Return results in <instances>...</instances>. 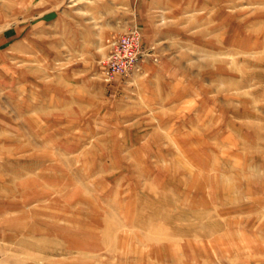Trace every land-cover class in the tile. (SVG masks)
<instances>
[{"label": "rangeland", "instance_id": "1", "mask_svg": "<svg viewBox=\"0 0 264 264\" xmlns=\"http://www.w3.org/2000/svg\"><path fill=\"white\" fill-rule=\"evenodd\" d=\"M85 1L0 0V264H264V0H132L111 80Z\"/></svg>", "mask_w": 264, "mask_h": 264}, {"label": "crops", "instance_id": "2", "mask_svg": "<svg viewBox=\"0 0 264 264\" xmlns=\"http://www.w3.org/2000/svg\"><path fill=\"white\" fill-rule=\"evenodd\" d=\"M88 1V2H87ZM85 7L77 8V15H81L86 21L84 28L88 27L89 37L81 38L83 41L91 43V46H101L104 42H109L118 37L123 32L136 24H141V15L134 9L132 0H87ZM79 36V35H78ZM85 58V57H84ZM97 58V57H94ZM90 58V65H86L83 72L94 69L93 60ZM89 60V59H86ZM140 69V68H139ZM144 69V70H143ZM141 74H146L152 68H143ZM138 70V69H137ZM153 70H157L154 68ZM135 71V70H134ZM153 73H156L153 71ZM0 245V252L3 251ZM1 262V261H0Z\"/></svg>", "mask_w": 264, "mask_h": 264}, {"label": "built area", "instance_id": "3", "mask_svg": "<svg viewBox=\"0 0 264 264\" xmlns=\"http://www.w3.org/2000/svg\"><path fill=\"white\" fill-rule=\"evenodd\" d=\"M145 59L139 30L133 26L112 41V45L102 59V76L106 80L117 74H127L140 68Z\"/></svg>", "mask_w": 264, "mask_h": 264}]
</instances>
